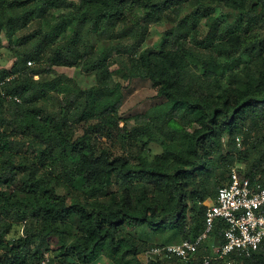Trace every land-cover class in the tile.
Segmentation results:
<instances>
[{
	"label": "trees",
	"instance_id": "16d2710c",
	"mask_svg": "<svg viewBox=\"0 0 264 264\" xmlns=\"http://www.w3.org/2000/svg\"><path fill=\"white\" fill-rule=\"evenodd\" d=\"M152 23L164 26L159 47L146 45ZM0 30L10 53L0 66V264H39L50 248L59 264H140L152 232L199 235L217 168L229 174L239 131L264 120V0H0ZM244 58L255 71L237 77ZM57 68L94 73V85ZM133 79L161 102L129 129L119 111ZM100 137L123 153L98 147ZM150 144L161 153L148 161ZM244 176L264 186L253 170ZM14 219L22 235L6 239ZM203 249L147 264H201ZM259 253L264 241L233 261Z\"/></svg>",
	"mask_w": 264,
	"mask_h": 264
},
{
	"label": "rangeland",
	"instance_id": "374dc122",
	"mask_svg": "<svg viewBox=\"0 0 264 264\" xmlns=\"http://www.w3.org/2000/svg\"><path fill=\"white\" fill-rule=\"evenodd\" d=\"M218 14L221 15V18L224 19V17L227 18V20H230L229 14L224 10H217ZM220 12V13H219ZM227 14V15H226ZM37 27V23L33 22L30 24L25 30L18 33V36L20 37H28L30 33L33 32V30ZM164 31V26L161 24H154L152 23L149 26V41L146 43L147 46H152L156 44L158 47L161 45V35ZM92 43L96 45V49L101 48V44L106 40L104 36L97 37L93 36ZM0 66H6L10 63V53H8V49L5 46V36L4 32L0 30ZM250 59L244 58L242 61H240L238 64H235L232 68V73L237 75V77H242L245 75V73H252L255 71V65L251 62H249ZM246 63V64H245ZM246 65L249 66V69L244 68ZM57 73L66 75L69 78L75 79L77 82V85L81 88H88L92 85H94L95 82V75L94 73H83L79 69H68V68H57ZM227 81H230L232 79L226 78ZM124 99L123 104L120 108V116L122 119H124L127 122V126L129 129H133L135 126V119L137 118V115H141L146 113L147 110L150 108L156 106L158 103L161 102V99L157 98L154 95V92L151 87V83L148 80L145 79H133L130 84L127 86V88L124 90ZM244 133H240L239 131V138L242 139L240 149L232 158V162H227L228 165H230V168H236L238 171H240L241 175H244L245 173H248L249 171H254L256 176H258V180H260L261 183H264V170L263 167L260 165L262 160H264V120H259L257 123L251 120H247L245 122V126L243 128ZM82 130H77V135H80ZM243 140L245 142H243ZM112 142V144H110ZM107 141L105 138H99L97 142L98 147H107L110 148L111 151L115 155H119L123 153V149L120 147L118 142L116 141ZM147 148H149L148 152L145 153V157L148 161H151L154 159V157L161 153V149L157 147L156 145L150 144L147 145ZM217 176L215 177V175ZM216 174L213 176L210 187L213 195L212 198L216 196V193L219 190L218 181L221 182V184H225L224 180L228 177V173L224 168H217ZM210 201V200H206ZM11 227L9 229L8 234L5 235L6 239H18L22 235V231L24 228V222H21L19 220H13L11 221ZM194 232L192 229L189 230V235H192ZM168 233L164 234H156L152 232L150 235H147L148 243L149 245H157L160 242H170V243H178L181 240V237L178 236H167ZM219 234L212 235L205 243V247L203 250L208 251L211 249L212 246H214L218 240H219ZM177 238V239H176ZM207 248V249H205ZM31 252L33 251V246L30 248ZM51 250V251H50ZM50 250H47L48 254L51 257L49 264H59L58 259L55 258V253ZM261 253V252H260ZM258 254L254 257L250 258H235L234 264H263L264 263V253ZM104 259L101 257V261ZM145 252H142L138 255V262L141 264L145 263ZM28 264H37L38 261L31 259V257L26 258ZM105 261L102 264H112L111 262ZM130 262V261H129ZM93 264H97L93 263ZM98 264H101L100 262ZM133 264V263H131Z\"/></svg>",
	"mask_w": 264,
	"mask_h": 264
},
{
	"label": "built area",
	"instance_id": "2783aa9c",
	"mask_svg": "<svg viewBox=\"0 0 264 264\" xmlns=\"http://www.w3.org/2000/svg\"><path fill=\"white\" fill-rule=\"evenodd\" d=\"M13 100L20 102L16 97ZM236 142L240 147L239 139ZM228 176V183L216 196L203 202L206 207L204 230L178 244L152 246L145 252L146 258H174L184 263L195 260L212 236L217 222L224 223L221 242L201 257V264H233L234 256L248 257L258 251L264 241V186L252 184L236 168H231ZM50 260V255L44 253L39 264H49Z\"/></svg>",
	"mask_w": 264,
	"mask_h": 264
},
{
	"label": "crops",
	"instance_id": "0c3cea01",
	"mask_svg": "<svg viewBox=\"0 0 264 264\" xmlns=\"http://www.w3.org/2000/svg\"><path fill=\"white\" fill-rule=\"evenodd\" d=\"M104 261L101 262V264L103 263ZM148 263V258L145 259V263L144 264H147ZM141 264V263H140Z\"/></svg>",
	"mask_w": 264,
	"mask_h": 264
}]
</instances>
